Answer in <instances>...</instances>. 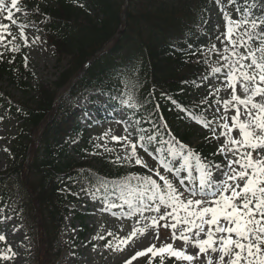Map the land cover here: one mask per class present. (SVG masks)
Here are the masks:
<instances>
[{"label": "trees", "instance_id": "1", "mask_svg": "<svg viewBox=\"0 0 264 264\" xmlns=\"http://www.w3.org/2000/svg\"><path fill=\"white\" fill-rule=\"evenodd\" d=\"M123 4L124 0H18L22 10L16 13L17 23L41 34L61 69L50 86L36 80L27 46L15 53L0 47L5 52L0 59V83L27 98L14 102L0 95V108L10 111L19 122L10 143V166L0 173V206L14 207L29 237L33 228L46 233L51 249L80 192L108 207L110 202L121 203L120 185L125 177L151 175L134 162H116V146L111 147L112 152L96 149L89 155L92 142L81 123L86 111L80 106L67 107L61 99L56 116L37 145H32L24 182L34 130L52 110L57 93L95 54L100 53L68 93L69 98L93 94L92 99L98 102L90 107L95 121L102 122L121 109L132 122L139 120L153 132V122L157 126L166 123V129L160 127L165 140L175 137L185 145L198 140L192 149L206 160L216 163L222 158L218 142L206 139L210 135L201 134L205 128L191 117V113L207 109V105H195L204 98L199 95L201 78L210 71L203 53L208 47L209 9L218 6L215 0H128L125 21L120 25ZM255 11L260 13L259 8ZM119 27L121 35L109 44ZM10 29L17 43H22L16 28ZM208 58L216 59L210 53ZM204 115L208 116L207 111ZM156 146L151 147L154 150ZM84 219L75 214L82 228L75 243L86 234ZM58 257L55 253L53 262ZM0 264H12V260H0ZM154 264H160L158 259Z\"/></svg>", "mask_w": 264, "mask_h": 264}, {"label": "snow or ice", "instance_id": "2", "mask_svg": "<svg viewBox=\"0 0 264 264\" xmlns=\"http://www.w3.org/2000/svg\"><path fill=\"white\" fill-rule=\"evenodd\" d=\"M215 2L221 8L225 31L216 36L221 47L210 43L203 53L204 62L218 81L212 84L210 92L215 100L209 103V97L202 98L195 107L207 105V109L191 113V117L208 130L210 137L206 139L223 138L218 147L223 162L202 158L175 137L165 140L160 127L166 129V123L157 126L153 122V132L143 128L139 120L131 124L123 121L125 134L112 136L113 142H124L125 155H117L116 162H134L151 175L125 177L120 185L121 203H108L110 208L126 205V215L138 214L144 221L143 227H134L129 236L117 237L115 244L109 242L105 247L123 251L134 237L149 229L155 230L159 239L161 227L171 230L173 241L138 251L125 264L148 253L152 258L159 256L161 264L166 256L186 264H264V0H227L226 5L222 0ZM233 6L236 19L228 11ZM13 10L21 12L18 0H10V6L6 0H0V13H6L4 19L18 26L22 41L17 43L9 23H0V47L15 53L29 41L27 25L17 23ZM6 37L10 39L6 41ZM209 53L216 57L214 61L208 58ZM4 54L0 51V59ZM204 111H211V117L205 116ZM230 112L234 114L229 115ZM234 131L238 135L234 136ZM107 143L105 139L104 145L95 146L101 148ZM152 145L158 146L153 150ZM138 147L152 156L159 167H150L138 155ZM186 180L192 187L186 185ZM145 212L154 214L145 216ZM5 240L0 235V242ZM176 240L182 241L184 247L175 248ZM189 248L193 251L189 252ZM15 255L9 246L5 253H0V260H12Z\"/></svg>", "mask_w": 264, "mask_h": 264}, {"label": "rangeland", "instance_id": "3", "mask_svg": "<svg viewBox=\"0 0 264 264\" xmlns=\"http://www.w3.org/2000/svg\"><path fill=\"white\" fill-rule=\"evenodd\" d=\"M222 2L225 5L227 4V0H222ZM240 2L242 3L241 0ZM6 4L10 6L7 0ZM228 11L232 13L234 19L237 18L235 6L230 7ZM5 15L6 13H0V23L10 24L9 21L4 19ZM208 22H210L207 31L208 37H206L208 45L210 43H215L217 46L221 47L219 41L216 40V36L225 31V23L219 6L214 5L210 9ZM26 36L29 41L27 45L28 61L31 68L36 73V80L39 83H43V85L50 86L56 81L61 72V69L56 66L53 50L46 46L41 34L38 32L26 29ZM36 37H39V39H35ZM34 39L35 43H32ZM64 65L65 63H63V66ZM206 76L208 79H202L203 84L199 94L203 97L210 96L212 84L218 83L211 73ZM66 92L67 90L64 89L61 91V95H65ZM0 95H5L9 100H13L14 102H22L27 99L22 96L21 93L8 88L6 83L0 84ZM210 99V103H212L215 97L210 96ZM74 103L84 107L86 110L94 104L90 99V94L68 101L66 105L71 106ZM207 113L208 117H211V111H207ZM232 114L234 113H229V115ZM82 121L85 123L87 117L83 118ZM123 121H128V123L131 124L130 120L119 112L115 121L104 122L100 125L90 123L87 129L92 143L104 145L105 139L108 141L105 147H95L94 150H105L107 147L116 146L119 148L120 156L125 155V151L122 149L124 142L120 141L117 143L112 141V136L122 137L125 134V124ZM18 126L19 122L17 118L8 110L0 108V173L10 166V142L16 137ZM105 133H107L106 137ZM233 135H238V133L234 131ZM38 136L39 134L37 133L35 140L39 139ZM197 142V140H193L190 146L193 147ZM217 142L220 145V143L223 142V138ZM137 152L138 155H141L138 149ZM149 162L152 168L159 167L157 161H153L150 155ZM221 162H223V158L218 163ZM176 166L178 167L179 164H176ZM160 171L163 173L164 169L160 168ZM181 175L183 176L186 174L181 173ZM194 175H196V173H194ZM169 177H171V175H169ZM154 178L158 179L157 177ZM24 179L25 183H27L28 173L24 175ZM175 182L179 184L178 180ZM185 183L188 187H192V184L188 183L187 180ZM69 209L70 214L63 221L61 235L54 244L55 247L51 249L46 244V233L40 232L37 228H33L30 231L32 234V239H30L26 233L27 230L23 222L15 214L14 210L12 208L4 210L0 207V235L6 237L3 246L0 247V253H5L7 248L11 246L12 251L16 254L14 259H12L14 264H125L136 252L145 250L153 244L159 248L163 244L173 243L171 239V230L161 227L158 229L159 239L156 238L155 230L149 229L146 234L134 237L124 247L123 251H114L111 248L105 247L108 241L115 244L117 237L123 238L129 236L134 227H143L144 221L138 214L129 217L126 215L128 209L121 212L110 211L83 194L77 197L76 202L73 203ZM76 213L84 216V225L87 229L85 236L77 243L74 242V239L78 237V235H81L82 229L79 221L74 219ZM153 214L154 213L150 212L144 213L145 216ZM138 220H140L139 224L137 223ZM40 225L42 227V224L38 220V226L40 227ZM109 232L113 233V235L109 236ZM101 236H103L104 239H100L99 237ZM173 246L175 248L184 247L180 240H176ZM188 251L191 252L193 249L189 248ZM55 253H59V257L53 262ZM150 259L151 264H154V260L156 259H158L161 264L160 257L156 256L152 258L151 253H148L146 256L138 257L132 261V264H149ZM163 264H186V262L177 261L175 257L169 258L166 256Z\"/></svg>", "mask_w": 264, "mask_h": 264}, {"label": "water", "instance_id": "4", "mask_svg": "<svg viewBox=\"0 0 264 264\" xmlns=\"http://www.w3.org/2000/svg\"><path fill=\"white\" fill-rule=\"evenodd\" d=\"M117 35H118V34H117ZM117 35H116V36H117ZM116 36H115V37H116ZM95 57H96V56H95ZM87 65H88V64H87ZM87 65H86V66H87ZM83 71H84V68L81 69V70L78 72L77 76H79Z\"/></svg>", "mask_w": 264, "mask_h": 264}]
</instances>
